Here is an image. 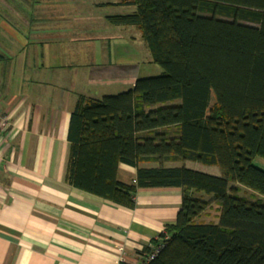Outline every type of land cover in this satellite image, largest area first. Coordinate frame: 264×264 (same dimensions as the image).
<instances>
[{"label": "trees", "instance_id": "trees-1", "mask_svg": "<svg viewBox=\"0 0 264 264\" xmlns=\"http://www.w3.org/2000/svg\"><path fill=\"white\" fill-rule=\"evenodd\" d=\"M121 5L136 10L108 21L137 27L164 72L118 94L79 96L67 181L128 209L139 188H182L175 224L144 249L146 256L162 246L147 264H264V169L254 164L264 159V0ZM186 160L217 166L222 176L164 165ZM120 164L137 169L135 183L118 179ZM241 186L263 200L240 196ZM212 204L218 220L206 222Z\"/></svg>", "mask_w": 264, "mask_h": 264}, {"label": "crops", "instance_id": "crops-1", "mask_svg": "<svg viewBox=\"0 0 264 264\" xmlns=\"http://www.w3.org/2000/svg\"><path fill=\"white\" fill-rule=\"evenodd\" d=\"M124 1L37 0L38 12L9 14L1 13L9 4L0 0V117L9 120L0 128V264H137L152 240L176 222L180 187L139 188L135 208L128 209L66 179L67 132L79 96L101 98L108 93L99 82L137 73L136 56L113 59L122 42L126 47L136 41L121 39V29L129 26L107 19L136 10ZM104 38L115 39L113 47H104ZM89 40L95 57L86 62ZM164 165L222 176L219 167L192 160ZM136 175V168L120 164V181L135 183ZM191 194L213 200L211 194Z\"/></svg>", "mask_w": 264, "mask_h": 264}, {"label": "rangeland", "instance_id": "rangeland-1", "mask_svg": "<svg viewBox=\"0 0 264 264\" xmlns=\"http://www.w3.org/2000/svg\"><path fill=\"white\" fill-rule=\"evenodd\" d=\"M9 7L6 8V6H3L2 12L1 13H9L11 14V11L14 9L20 10L21 12L25 14H30V13H36L38 12L37 9L35 8V5H37V0H7ZM85 3V1H83ZM13 9V10H12ZM15 11V10H14ZM73 11V10H72ZM124 11H128L126 8ZM123 28V27H121ZM117 32V31H115ZM121 36L122 40H136L135 43H128L126 47H124V42H122V45L120 47V51L117 53V51L113 52V59H123V58H128L127 56L131 54L132 56H136V63L138 65L137 68V73L132 76H128L125 79H112V80H107L104 79L102 82H99V89L103 91V93H108V94H118L120 92L126 91L134 86V83L136 79L138 78H145V77H153V76H158L161 75L164 72V69L157 63H154L151 58L150 51L142 37L141 31L134 26H129L128 29H121ZM94 39V38H93ZM97 39H99L97 37ZM63 41V40H62ZM92 40L86 41V45H88V51L89 52H83L82 59H86V62H89L91 59H94V53L93 49L91 47L92 45ZM96 42L97 40L94 39ZM103 42V46L109 48V46L113 47L114 42L116 41L115 39L108 40V38H104L101 40ZM60 50L61 52L64 50L65 51V44L63 42L60 43ZM106 49L103 48V55L106 54ZM121 52V53H120ZM120 53V54H119ZM64 58H67V54L63 53ZM133 54V55H132ZM135 54V55H134ZM69 57V56H68ZM93 83V82H92ZM92 85L89 84V92H92ZM79 87V86H78ZM80 88V87H79ZM83 93H86L87 87L84 85L82 88ZM179 101H175L173 103H178ZM256 163V164H255ZM254 164L257 165L260 168L264 169V159L261 157H256L254 159ZM240 196H243L247 198L248 200L252 202H258L259 200H263L262 195L259 193H256L246 187L241 186L240 187ZM199 192V191H197ZM201 194H207L205 192H199ZM216 205L213 206L212 209L208 210L209 217H204L206 220L212 219V217L216 214Z\"/></svg>", "mask_w": 264, "mask_h": 264}, {"label": "built area", "instance_id": "built-area-1", "mask_svg": "<svg viewBox=\"0 0 264 264\" xmlns=\"http://www.w3.org/2000/svg\"><path fill=\"white\" fill-rule=\"evenodd\" d=\"M8 123H9V120L6 117H0V128H3V129L7 128ZM161 247L162 246L160 245L157 247H154L153 251L149 255L145 256V258L139 261L137 264H147L157 255Z\"/></svg>", "mask_w": 264, "mask_h": 264}]
</instances>
